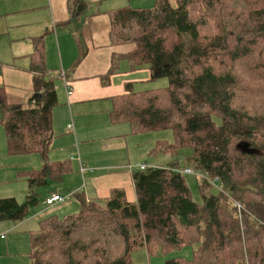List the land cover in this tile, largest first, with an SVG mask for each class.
I'll list each match as a JSON object with an SVG mask.
<instances>
[{
	"label": "trees",
	"instance_id": "trees-1",
	"mask_svg": "<svg viewBox=\"0 0 264 264\" xmlns=\"http://www.w3.org/2000/svg\"><path fill=\"white\" fill-rule=\"evenodd\" d=\"M84 0H68L70 18ZM110 42L135 45L136 69L168 86L135 91L126 85L111 122L131 133L170 129L173 141H156V154L183 149L197 174L218 177L222 191L205 179L191 197L186 168L173 163L133 175L135 200L122 190L103 202L78 198L73 214L49 216L29 237L31 264H132L137 249L163 255L196 245L190 259L165 264H264V0H155L151 8L112 10ZM33 106L10 104L0 89V126L8 154H38L41 166L22 173L24 202L0 199V221L21 222L38 203L35 189L68 175V161L50 162L54 80L43 64L42 38L33 41ZM82 56L76 59L79 63ZM113 72L110 69L109 73ZM190 169V168H189ZM235 204H239L237 209Z\"/></svg>",
	"mask_w": 264,
	"mask_h": 264
},
{
	"label": "crops",
	"instance_id": "crops-1",
	"mask_svg": "<svg viewBox=\"0 0 264 264\" xmlns=\"http://www.w3.org/2000/svg\"><path fill=\"white\" fill-rule=\"evenodd\" d=\"M84 1L85 11L70 18L68 0H0V89L10 104L34 105L38 98L34 96L31 71L37 65L33 41L42 38L43 64L61 99L52 110L54 138L48 160L68 161L71 167L62 181H48L35 189L38 203L26 219L0 221V234L12 232L8 237L0 235V261L5 254L10 258L28 255L29 237L38 222L61 215L56 212H78V198L103 202L113 191L122 190L126 200L133 202V175L139 166L149 165L143 157L151 153L153 143L148 142L150 148L143 150L146 135L131 133L126 122H111L116 99L125 94L126 85L134 88L147 75H139L140 71L147 68L136 69L130 61L128 56L135 45L111 44L109 13L123 7L150 8L155 0ZM168 1L174 6L177 0ZM79 56L82 58L76 64ZM110 69L113 72L109 73ZM60 71L66 73L70 96L58 77ZM18 156L8 154L1 128L0 198L12 197L22 203L28 192L22 173L38 169L42 161L39 157L26 158L28 155L17 161ZM52 195L63 200L48 206L45 200ZM17 243H22L18 249Z\"/></svg>",
	"mask_w": 264,
	"mask_h": 264
},
{
	"label": "rangeland",
	"instance_id": "rangeland-1",
	"mask_svg": "<svg viewBox=\"0 0 264 264\" xmlns=\"http://www.w3.org/2000/svg\"><path fill=\"white\" fill-rule=\"evenodd\" d=\"M142 72L147 73V75H144L143 78L139 79L140 80L139 83L134 84V90L135 91L152 90V89H157V88H165L168 86V79L167 78H159V79L152 80L150 78L149 70H147V69L141 70L139 75H142ZM55 86H57L56 82H55ZM56 91H57V97H58V103H59L61 101L60 93H59L58 89ZM0 129H1V126H0ZM142 135H146L142 141L143 142L142 147H143V150L145 152H146V150H148V148H150L148 145V142L153 143L152 147H151L152 148L151 153H148L147 155H144V157H143L149 163V165L147 164L148 168H155L154 166H156V167L157 166L167 167L170 164L178 163L179 166L186 165L187 167L192 169L190 164L185 162V161H187V160H185V158H186L185 156H188L191 154V151L189 149H183L181 152L177 153L176 155L163 154V153L156 154L153 151L156 141L164 140V141H167L170 143L173 141V134H172V131L170 129H163V130L161 129V130H156V131L143 132ZM23 156H25V155L18 156L17 161H22ZM25 157L26 158L27 157H39V155L38 154H28V156H25ZM29 159H31V158H29ZM39 159H40V157H39ZM195 173L197 174V172H195ZM184 177H185V180H186L188 187L190 189L192 199L196 202H200V197H199L198 189H197V185H198L199 180L197 178H195V176L185 175ZM23 183H26V182L24 181ZM56 184H57V182H56ZM218 188H219V190L222 191V187H221L220 183L218 184ZM218 188L212 187L211 188L212 193L217 194ZM4 194H6V193H3L2 196ZM1 198H8V197H1ZM20 200L23 201L24 199H20ZM237 209H239V208L237 207ZM56 213L61 214V215H57L58 217L63 216L62 212L61 213L56 212ZM5 223H9V222L6 221ZM11 234H12V232L7 233V235H6V233H1L0 235L8 237ZM17 244H18L17 245V249H18L22 243H17ZM195 248H196V245L182 246V247L177 248L168 254H163V255L160 254V255H156V256L155 255H149L144 249L140 248V249H137L132 254L131 261H132V264H165L166 261L172 260L174 258L190 259L192 256V251ZM20 252H22V247L20 249ZM0 263L1 264H31L28 255H21L18 257L16 256L15 258H10L8 256V254H5L2 257Z\"/></svg>",
	"mask_w": 264,
	"mask_h": 264
},
{
	"label": "built area",
	"instance_id": "built-area-1",
	"mask_svg": "<svg viewBox=\"0 0 264 264\" xmlns=\"http://www.w3.org/2000/svg\"><path fill=\"white\" fill-rule=\"evenodd\" d=\"M58 77L60 78V81L63 83L65 89H66V95L70 96L72 94L71 90L67 87V79H66V73L64 71H60L58 73ZM148 167H146L145 165H141L138 167L139 171H144L146 170ZM83 169V165H80V171L82 172ZM179 173L183 174V175H188V176H195L198 177L200 179H205V181L208 184H211L213 187H217L218 188V184L220 183L219 178L218 177H208L205 176L203 174H196L192 169L189 168H181L177 170ZM219 189V188H218ZM63 198L60 197L59 195H52L50 196L48 199L45 200V204L48 206H51L52 204H54L55 202H59L62 201ZM236 207L240 208V206L238 204H235ZM1 238H4L3 236Z\"/></svg>",
	"mask_w": 264,
	"mask_h": 264
}]
</instances>
